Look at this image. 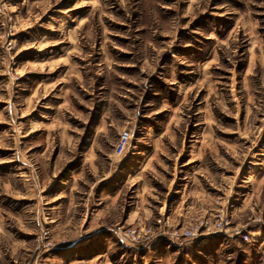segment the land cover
<instances>
[{
    "label": "rangeland",
    "instance_id": "1",
    "mask_svg": "<svg viewBox=\"0 0 264 264\" xmlns=\"http://www.w3.org/2000/svg\"><path fill=\"white\" fill-rule=\"evenodd\" d=\"M25 262L264 264V0H0V264Z\"/></svg>",
    "mask_w": 264,
    "mask_h": 264
},
{
    "label": "built area",
    "instance_id": "2",
    "mask_svg": "<svg viewBox=\"0 0 264 264\" xmlns=\"http://www.w3.org/2000/svg\"><path fill=\"white\" fill-rule=\"evenodd\" d=\"M129 139H130L129 131L123 130L113 150L115 155L120 156L123 154ZM223 220H224L223 214L218 212V214L215 215V222L213 225L214 228L220 229L222 227ZM209 224L210 223L208 220H202L199 223H197V225L194 227L193 226L185 227L179 231H175L173 233V236H175L176 238L180 236H184L187 238H193L197 236L198 234H201L203 231H208ZM115 232H116L117 238L122 243H142L151 237L153 230H151V228L149 227L134 228V227L118 226ZM22 264H31V263L25 262Z\"/></svg>",
    "mask_w": 264,
    "mask_h": 264
}]
</instances>
